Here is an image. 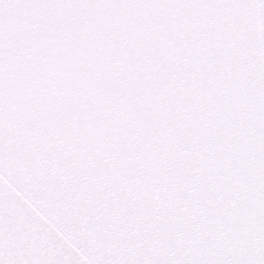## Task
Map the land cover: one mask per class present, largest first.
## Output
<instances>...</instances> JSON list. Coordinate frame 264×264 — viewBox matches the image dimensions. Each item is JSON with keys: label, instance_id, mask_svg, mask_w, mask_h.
Masks as SVG:
<instances>
[{"label": "snow or ice", "instance_id": "6c2138e0", "mask_svg": "<svg viewBox=\"0 0 264 264\" xmlns=\"http://www.w3.org/2000/svg\"><path fill=\"white\" fill-rule=\"evenodd\" d=\"M0 264H264V0H0Z\"/></svg>", "mask_w": 264, "mask_h": 264}]
</instances>
